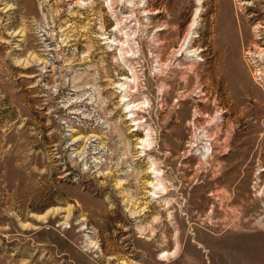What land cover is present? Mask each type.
<instances>
[{
    "label": "rangeland",
    "instance_id": "rangeland-1",
    "mask_svg": "<svg viewBox=\"0 0 264 264\" xmlns=\"http://www.w3.org/2000/svg\"><path fill=\"white\" fill-rule=\"evenodd\" d=\"M108 1L0 0V264H264V0Z\"/></svg>",
    "mask_w": 264,
    "mask_h": 264
},
{
    "label": "bare ground",
    "instance_id": "bare-ground-1",
    "mask_svg": "<svg viewBox=\"0 0 264 264\" xmlns=\"http://www.w3.org/2000/svg\"><path fill=\"white\" fill-rule=\"evenodd\" d=\"M105 1H107V0H105ZM111 0H109L108 2H110ZM111 3H109V5H110ZM194 26V25H193ZM225 28L229 31V28L227 27V26H225ZM231 30V29H230ZM131 31H132V29L131 28H129L128 30H125V32H124V35H125V40L123 41V43H121V44H126L127 46H129L130 48V50H127V51H131L130 52V54H127V55H125L126 57H128V56H132V57H134L135 56V52H134V50L132 49V47H131V43H130V40L133 38L132 36L133 35H131ZM189 31V30H188ZM133 33V32H132ZM190 34L191 33H189L188 35H187V37L182 41V43L180 44V46L178 47V49L177 50H175V51H173L174 53L175 52H179V54L178 55H181L182 54V52L184 53V54H188V53H191V50H190V41H191V36H190ZM126 49V48H125ZM124 50V49H123ZM123 50L121 49V46L119 47V55L120 54H122L123 53ZM188 56V55H187ZM196 58V57H195ZM159 69V68H158ZM157 70V69H156ZM125 86L122 88L124 91H127V87H133L134 85H135V75L133 74V78L131 79V77H130V79H126L125 81ZM130 84H133V86H131ZM122 91V90H121ZM126 98L127 97H125V99L124 100H126ZM145 102V101H144ZM143 101H142V104L144 103ZM147 102V101H146ZM140 106H142L139 102L138 103H131V105H127V107H129V111H131V114L133 113V111H134V109H136V108H139ZM127 109V108H126ZM140 122V121H139ZM148 134H146V136H147ZM144 139V138H143ZM148 139V138H147ZM141 144H142V141H141ZM149 144H150V142L148 141V140H146V139H144L143 140V146L145 145V146H149ZM206 145V144H205ZM199 150V149H198ZM206 152H208V146H202V150L200 151V153H201V155L203 154V155H205L206 154ZM153 171V170H152ZM155 174V176H159V170L158 169H154V171H153ZM165 190V187H164V185H162L161 183H156V184H152V195H155L156 194V192H158V191H160V192H163ZM88 242L90 243V241L88 240Z\"/></svg>",
    "mask_w": 264,
    "mask_h": 264
}]
</instances>
